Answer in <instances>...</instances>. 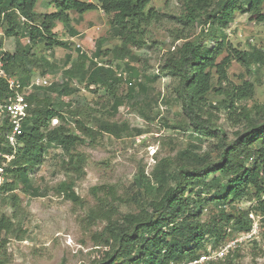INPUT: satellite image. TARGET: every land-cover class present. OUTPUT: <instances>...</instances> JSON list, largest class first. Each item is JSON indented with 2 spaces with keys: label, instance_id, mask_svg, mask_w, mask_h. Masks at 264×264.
I'll return each mask as SVG.
<instances>
[{
  "label": "trees",
  "instance_id": "1",
  "mask_svg": "<svg viewBox=\"0 0 264 264\" xmlns=\"http://www.w3.org/2000/svg\"><path fill=\"white\" fill-rule=\"evenodd\" d=\"M37 2L0 0V61L9 77H19L22 88L29 86L31 73L36 69L47 75L48 68L56 67L46 54L38 55L35 52L37 47L44 48L50 57H55L56 50L70 49V44L60 38L55 28L59 22L69 29L71 11L81 15L102 10L113 36L121 42L120 47L112 51L93 54L94 59L109 54L116 59L130 56L133 49L139 50L145 46L147 28L163 20V14L150 7L152 0H97L96 3L87 0H53L51 3L55 11L40 15L35 10ZM183 4L185 11L178 21L186 27L202 23V36L192 39L180 32L178 40H184V43L167 56L162 72L176 81L174 92L193 131L217 140L219 159L203 167L182 163L178 172H170L167 165L159 164L154 174L158 187L148 185L147 191L151 192L152 197H147L145 206L138 213L119 215L114 206L119 200L114 188L104 186L95 189L101 192L106 189L111 201L98 199V205L87 214L90 225L97 221L106 224L98 231L89 229L94 249L90 261L83 264H182L197 261L199 251H206V236L214 234L218 240L223 238L222 227L218 226L217 220L205 223L201 219L205 206L201 194L205 190L213 192L212 198L224 208L230 202L248 197L252 192L257 201L256 209L264 216V106L255 107L261 119L257 122L250 115L254 109L247 111L242 108L239 116L246 121L247 131L234 141H229L227 134L214 127L211 118L204 114L205 108L211 107L208 96L213 90L225 97L224 106L230 118L237 115L240 102L253 98L255 85L250 81L234 84L228 70L232 61L241 63L248 70L264 64V52L256 47L251 52L233 48L227 42L225 31L234 23L236 14L247 15L251 22L264 23V0H183ZM213 5L217 10L209 13ZM205 38L214 40L216 46H205ZM6 39L15 40L13 53L4 50ZM225 52L227 56L218 61ZM65 57L68 75L84 71L83 78L89 80V84L112 87L111 94L115 95L113 86L117 74L113 69L98 65L84 53L79 54V63L68 68L72 57L69 54ZM87 62L93 65L92 69L90 66L86 69ZM214 77L217 78L218 88L213 87ZM52 86L38 89L45 88L44 93L52 92L63 98L72 94L68 83ZM129 94L126 98L130 97ZM10 95L12 91L7 80L0 77V105ZM27 100L31 106V116L23 123V134L17 148L9 146L4 136L10 131L8 119L0 118V176L6 179L0 184V202L7 205V210L0 215V236H5L0 241V264H8L7 238L24 232L21 222L17 221L20 197L16 192L19 184L25 189L30 186L29 173L36 164L41 163L48 145L57 143L67 148L84 141L64 127L48 131L51 122L63 119L66 113L68 106L62 100L50 96L40 99L37 93H30ZM122 104L123 98L115 95L112 114H116ZM67 115L80 117L78 111H68ZM238 123L239 120L235 121V124ZM75 125L88 134L93 133L81 119ZM105 130L115 132L114 127L109 125ZM178 159L181 162L189 160L204 163L203 157L189 150L180 152ZM84 164V159L72 155L67 164L68 171L80 176ZM212 173V179L207 181L206 177ZM169 180L176 185H169ZM73 186L71 182L62 187L69 197L79 201ZM224 208L219 218L242 223V215L235 217L224 212ZM242 214L248 219L249 213Z\"/></svg>",
  "mask_w": 264,
  "mask_h": 264
},
{
  "label": "rangeland",
  "instance_id": "2",
  "mask_svg": "<svg viewBox=\"0 0 264 264\" xmlns=\"http://www.w3.org/2000/svg\"><path fill=\"white\" fill-rule=\"evenodd\" d=\"M41 1L46 0H38L37 7ZM150 7L162 13L163 20L147 28L145 46L139 50L133 49L130 56L122 59L112 56L99 59L103 64L126 72V79L116 76L113 86L115 95L123 98V104L116 114L111 111L115 96L111 94L112 87L89 84V80L83 78L84 71L68 75L62 60L64 50H57L54 58L44 48L37 49L38 55L46 54L50 62L56 64V67L47 69L52 87L68 83L72 94L63 98L52 92L46 94L43 91L45 88L38 87L30 89L28 93H37L40 99L50 96L62 100L68 106L66 113L63 119H54L57 122L52 121L48 131L64 127L84 141L67 148L57 143L48 145L41 163L36 164L29 173L30 186L25 189L19 184L16 192L20 197L17 221L21 222L24 232L6 237L8 264L88 263L94 249L89 229L93 232L101 230L106 223L97 221L90 225L87 214L98 205V199L111 201L106 189L102 192L95 189L104 186L114 188L119 197L114 204L119 215L138 213L145 206L147 197H152L151 192L147 191L148 185L158 187L154 174L159 164L167 165L170 172H178L182 163L203 167L219 159L217 140L193 131L174 92L176 81L162 72L167 56L184 43V40H178L180 32L192 39L201 37L203 24L186 27L178 21L185 11L183 0H152ZM216 10L213 5L209 13ZM91 12L94 11L84 14L88 18L82 15L83 20L96 14L91 15ZM72 25L78 28L75 22ZM225 33L227 42L233 48L247 52H251L253 47L264 49V23L251 22L247 15L236 14L234 23ZM6 40L4 50L14 52L15 40ZM203 43L210 48L216 46L214 40L206 38ZM93 51L88 50V53L91 55ZM226 56L225 52L218 61ZM87 66L90 69L93 67L91 63ZM228 75L236 85L243 81L252 82L255 85L253 98L240 102L237 117L230 118L224 106L225 97L213 90L208 96L211 107L205 108L204 114L211 118L214 127L227 134L229 141H234L247 131L246 121L239 116L242 108L247 111L254 109L250 115L256 122L261 120L255 107L264 106V64L248 70L241 63L232 61ZM44 76L36 69L31 73L30 82ZM14 78L19 79L18 76ZM213 87H219L216 77ZM129 92L130 97L126 98ZM68 111H78L80 117L72 118L67 115ZM78 119L93 133L88 134L77 127L75 123ZM237 120L239 123L235 124ZM107 125L113 126L115 132H107ZM184 150L203 157L204 163L179 161L178 154ZM72 155L84 159L80 176L68 171L67 164ZM212 177L213 173L206 177L207 181ZM5 180L0 176L1 183ZM71 182L79 201L69 197L62 187ZM168 182L169 185H176L171 180ZM212 193L205 190L201 194L205 204L201 219L205 223L217 220L218 226L222 227L223 238L218 240L214 234H209L204 243L206 251H199V259L182 264H264V216L256 209L255 195L251 192L248 197L230 202L224 208L212 198ZM223 208L224 212L235 217L242 215V223L219 218ZM6 210L7 205L0 202V215ZM242 213H249L248 219ZM3 239L4 234L0 236V241Z\"/></svg>",
  "mask_w": 264,
  "mask_h": 264
},
{
  "label": "crops",
  "instance_id": "3",
  "mask_svg": "<svg viewBox=\"0 0 264 264\" xmlns=\"http://www.w3.org/2000/svg\"><path fill=\"white\" fill-rule=\"evenodd\" d=\"M52 1L53 0L41 1L40 5L38 7L36 6L35 8L36 13L40 15L44 13L54 12L55 10L52 6V3H51ZM87 1L95 3L94 0H87ZM48 6H52V8L50 9ZM37 10H40L41 12H38ZM94 12L96 13L94 16H91L89 19H85V20H83V17H81L82 15L84 16V14L80 15L74 11L69 12L70 19H71L69 29H66L62 23H59V22L57 23L55 32L60 36L62 40L67 41L70 44V49L64 50L65 52L64 59H62L63 61H65L66 59L65 56L67 54L71 55L72 60L68 68L71 67V65L74 63H79L80 61L79 54L81 53H84L85 55H87L88 59H91V55L93 57V54L98 53V51H102V52L112 51L113 49L118 48L121 45L120 40L113 36L110 30V26L107 21V17L103 13V11L94 10ZM94 12H91L90 14L92 15ZM84 17L88 18L87 16H84ZM73 22H75L78 25V28L72 25ZM59 30L61 31L59 32ZM6 42L7 40H5V43ZM26 42L27 41H25V43ZM111 44H114V45H111ZM78 45H81L80 48L78 47ZM40 47L41 46L36 48L35 51L37 53H38L37 49ZM92 49L94 51L90 55L88 53V50H92ZM56 52L57 50L55 51V56H56ZM9 53H13V52H9ZM107 56L110 57L112 56V54H109ZM87 65H88V62L86 63V69L88 68Z\"/></svg>",
  "mask_w": 264,
  "mask_h": 264
},
{
  "label": "built area",
  "instance_id": "4",
  "mask_svg": "<svg viewBox=\"0 0 264 264\" xmlns=\"http://www.w3.org/2000/svg\"><path fill=\"white\" fill-rule=\"evenodd\" d=\"M80 48V45H78ZM264 52V49L262 50ZM91 59L94 60L98 65L105 66L106 68H111L115 70L119 78L126 79V72L123 69L114 68L108 64H103L99 59H94L91 55ZM0 77L7 80L12 95L9 96L8 100L0 105V118H7L10 124V131H7L4 136L9 146L17 148L19 145V138L23 134V123L31 116V106L27 100V96L30 89L34 87H48L51 86V81L47 76L37 78L31 81L28 87L22 88L19 79L14 77H9L5 70L3 69L2 62L0 61ZM57 122V120H53ZM2 154L0 153V156ZM252 160V159H251ZM2 172V169H0ZM1 184V182H0Z\"/></svg>",
  "mask_w": 264,
  "mask_h": 264
}]
</instances>
